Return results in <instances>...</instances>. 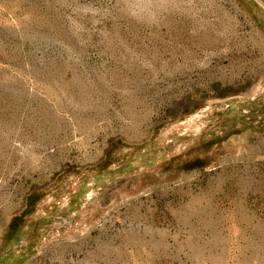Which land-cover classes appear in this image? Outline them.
<instances>
[{
  "label": "rangeland",
  "instance_id": "1",
  "mask_svg": "<svg viewBox=\"0 0 264 264\" xmlns=\"http://www.w3.org/2000/svg\"><path fill=\"white\" fill-rule=\"evenodd\" d=\"M0 264H264V0H0Z\"/></svg>",
  "mask_w": 264,
  "mask_h": 264
}]
</instances>
